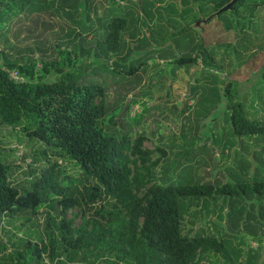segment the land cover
Masks as SVG:
<instances>
[{"label":"rangeland","instance_id":"obj_1","mask_svg":"<svg viewBox=\"0 0 264 264\" xmlns=\"http://www.w3.org/2000/svg\"><path fill=\"white\" fill-rule=\"evenodd\" d=\"M17 1L0 4V65L4 69V61L17 65L30 59L39 68L41 62L57 61L59 51L74 53L76 63L65 70L106 82L104 123L109 132L117 139L126 135L128 140L143 135L142 148L157 160L151 182L221 186L226 174L239 177L237 170L245 169V155L240 152L249 145H257L264 154V132L233 134L228 110V97L242 100L253 111L254 122L264 125V8L254 14L217 15L210 13L211 0H35L30 9L20 10ZM111 19H122L124 25L109 50L104 39ZM194 56V64L175 63L180 57ZM97 66L105 71L93 72ZM9 76L19 80L13 70ZM54 78L52 73L44 80ZM224 147L232 148L230 152L236 148L231 168H225ZM51 153L27 138L22 124L0 125V157L12 169L10 180L16 188L29 185L53 162L57 184L66 177L71 182L79 179L80 171L72 161ZM81 185H74L78 203L61 213L60 205L50 200L55 195L42 192L44 200L35 213L3 216L0 241L9 246L21 239L43 240L45 226L54 230L53 222L60 218L76 228L91 213L85 198L80 200ZM98 204L95 201L91 207ZM182 207L181 212L186 205ZM234 225L232 221L231 229ZM229 234L237 241L243 238L238 229ZM226 243L234 244L231 238ZM236 252L223 247L221 254L203 261L244 264L245 252L239 262Z\"/></svg>","mask_w":264,"mask_h":264},{"label":"trees","instance_id":"obj_2","mask_svg":"<svg viewBox=\"0 0 264 264\" xmlns=\"http://www.w3.org/2000/svg\"><path fill=\"white\" fill-rule=\"evenodd\" d=\"M33 1L18 0L17 6L20 10L30 9ZM0 4L5 3L0 0ZM210 6V13L217 15L225 11L254 14L264 8V0H211ZM123 25L122 19L107 23V49L114 48ZM229 29L224 27V32ZM56 55L57 61L41 62L39 68L30 59L17 65L4 61V69L0 65V125L22 124L27 138L51 149L56 158L72 161L80 171L79 179L71 182L66 177L57 184V165L53 162L29 185L18 189L10 180L12 169L0 157V220L16 213H35L43 203L42 192L55 195L50 200L60 205L61 213L78 203L73 196L77 192L74 185L83 182L87 185H81L80 200L85 198L91 213L76 228L70 220L60 218L53 222L54 230L45 226L43 240L34 243L21 239L8 246L0 241V264H199L206 252L221 254L222 243L213 237L181 233L186 208L199 196L259 193L262 184L250 189L244 184L151 182L157 160L151 159L150 150L142 148L143 135L132 140L126 135L117 139L104 123L106 82L74 76L65 70L77 61L70 50ZM195 61L196 56L180 57L175 63ZM11 70L19 80L9 76ZM92 71L102 72L105 67L97 66ZM52 73L53 81L44 80ZM228 110L233 134L264 132V125L254 122V113L248 111L244 101L234 102L228 97ZM40 155L47 157L44 151ZM95 201L99 204L92 208ZM181 205H186L182 212Z\"/></svg>","mask_w":264,"mask_h":264},{"label":"crops","instance_id":"obj_3","mask_svg":"<svg viewBox=\"0 0 264 264\" xmlns=\"http://www.w3.org/2000/svg\"><path fill=\"white\" fill-rule=\"evenodd\" d=\"M250 146L253 145L240 152L245 155L242 156L247 163L242 160L243 164H246L245 169L242 167L240 171L237 170L240 173L239 177L237 173L226 174L223 184H244L250 189L262 184L261 191L259 193L247 191L223 197L199 196L192 199L182 216L180 227L182 234L213 237L221 242L223 247L238 251L236 252V255L239 254L236 257L238 262L243 259L245 252L244 264H264V154L258 152L257 145L249 149ZM231 149L224 147L225 168H231V164L236 160L232 154L236 148L230 152ZM219 206H222L221 212ZM232 221L235 225L231 229ZM236 229L243 232V238L239 241L229 234ZM228 238H231L234 244H227ZM245 248L249 251L244 250ZM212 257L210 252H206L199 264H204V259Z\"/></svg>","mask_w":264,"mask_h":264}]
</instances>
